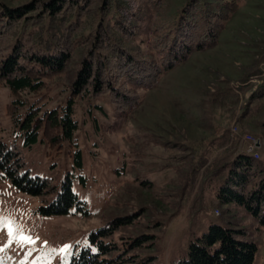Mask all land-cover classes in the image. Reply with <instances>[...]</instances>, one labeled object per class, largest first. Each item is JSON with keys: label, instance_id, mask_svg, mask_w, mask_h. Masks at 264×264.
<instances>
[{"label": "rangeland", "instance_id": "1", "mask_svg": "<svg viewBox=\"0 0 264 264\" xmlns=\"http://www.w3.org/2000/svg\"><path fill=\"white\" fill-rule=\"evenodd\" d=\"M29 1L0 0L9 6ZM187 1L167 0L162 9L151 11L142 0L145 8L129 48L158 63L164 28ZM81 57L78 48L66 72L49 83L42 111L64 104ZM263 81L264 0H239L214 48L192 52L155 81L134 75L126 86L131 97L119 104L108 94L77 97L72 113L77 128L72 142L60 150L40 140L23 146L7 115L14 96L0 86V143L18 148L31 177L49 179L56 187L46 198L31 196L0 176V264H70L91 231L120 217L132 223L115 234L119 246L141 236L153 238L126 253L127 264L184 261L190 242L212 225L245 231L256 246L254 264H264V224L217 197L228 164L247 148L239 135L259 141V159H254L264 162ZM20 96L27 97L26 92ZM67 177L82 210L42 216L43 200H53ZM21 235L30 242H20Z\"/></svg>", "mask_w": 264, "mask_h": 264}, {"label": "trees", "instance_id": "2", "mask_svg": "<svg viewBox=\"0 0 264 264\" xmlns=\"http://www.w3.org/2000/svg\"><path fill=\"white\" fill-rule=\"evenodd\" d=\"M166 1L144 0V6L158 11ZM141 2L31 0L18 6L0 2V86L14 96L7 115L24 147L30 148L40 140L60 150L65 142L71 143L77 128L72 118L77 97L108 94L116 104L130 98L127 80L134 75L143 74L155 81L162 71L186 60L192 52L214 48L223 23L239 5V0H188L174 22L164 28L158 45L162 56L154 63L140 58L127 45L136 38L137 23L145 8ZM198 18L202 20L200 24ZM78 48L82 49V57L66 101L42 111L50 95L49 83L66 72ZM23 92L27 97L20 96ZM20 109H24L22 116ZM261 127L264 129V121ZM255 159L245 150L236 156L228 164L217 197L223 203L243 208L264 224V162ZM75 164L81 165L80 150L75 151ZM24 165L16 146L0 143L2 178L31 196L46 198L55 192L49 179L31 177ZM43 202L46 204L38 210L42 216H66L74 207L82 210L68 177L55 198ZM131 223L130 217H120L91 231L88 244L75 253L70 264H127L131 260L126 253L153 239L141 236L119 246L115 234ZM255 251L245 231L212 225L190 242L187 259L177 264H254Z\"/></svg>", "mask_w": 264, "mask_h": 264}, {"label": "built area", "instance_id": "3", "mask_svg": "<svg viewBox=\"0 0 264 264\" xmlns=\"http://www.w3.org/2000/svg\"><path fill=\"white\" fill-rule=\"evenodd\" d=\"M233 132L235 134H237V129H234ZM239 136L247 144V148L245 149L246 153H248V154L252 155L254 158L258 159L259 158L258 150L260 147L259 141L255 137H253L249 134H242Z\"/></svg>", "mask_w": 264, "mask_h": 264}, {"label": "snow or ice", "instance_id": "4", "mask_svg": "<svg viewBox=\"0 0 264 264\" xmlns=\"http://www.w3.org/2000/svg\"><path fill=\"white\" fill-rule=\"evenodd\" d=\"M9 235H12V230H11V228H9ZM19 241L22 242V243L30 242V238L21 235V236H19ZM66 248H67V246H65V249H62L61 251L66 250Z\"/></svg>", "mask_w": 264, "mask_h": 264}]
</instances>
